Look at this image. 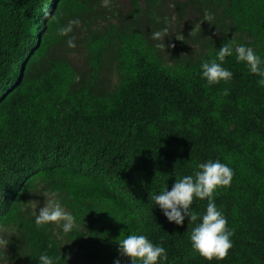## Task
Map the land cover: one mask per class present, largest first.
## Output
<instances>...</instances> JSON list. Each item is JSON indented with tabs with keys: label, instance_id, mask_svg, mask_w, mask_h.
<instances>
[{
	"label": "trees",
	"instance_id": "trees-1",
	"mask_svg": "<svg viewBox=\"0 0 264 264\" xmlns=\"http://www.w3.org/2000/svg\"><path fill=\"white\" fill-rule=\"evenodd\" d=\"M231 41L264 58V0H0V264H129L128 234L163 246L166 264H264V87L235 55L231 81L201 78ZM208 160L234 172L214 193L234 232L223 261L192 251L195 224L152 207ZM50 192L76 217L68 235L35 224Z\"/></svg>",
	"mask_w": 264,
	"mask_h": 264
},
{
	"label": "clouds",
	"instance_id": "clouds-1",
	"mask_svg": "<svg viewBox=\"0 0 264 264\" xmlns=\"http://www.w3.org/2000/svg\"><path fill=\"white\" fill-rule=\"evenodd\" d=\"M79 23L78 19L70 20L67 25L58 27L56 34L60 37H67L72 33L73 27L78 26ZM166 37V28L152 33L153 40L165 41ZM66 44L69 48L76 47L72 38L67 39ZM233 55L238 63H243L251 74L259 77L257 83L264 87V58L252 47L236 44L234 41L223 43L220 49L216 50L215 58L202 61L201 78L206 80L208 85L231 81L233 73L223 65L226 58L233 57ZM222 94L229 95L228 89H225ZM233 176L232 168L226 163L219 160H208L197 164L196 170L191 175L175 180L171 190L166 186L151 198L152 207L157 206L169 223L182 226L187 218L189 223L195 224L189 236L191 249L208 262L223 261L233 248L234 232L228 227L226 217L217 208L214 200V193L220 188L230 186ZM57 195L56 192L47 194L48 198L35 215V224L37 227L56 225L63 234L68 235L76 227V217L56 199ZM194 199L207 200L203 214L192 210ZM197 221L200 222L196 223ZM0 243L3 242L0 241ZM117 245L119 255L127 258L129 264H166L168 260L166 249L154 244L142 234H128L120 238ZM70 259V255L62 259L61 253L58 256L41 253L37 264H68ZM113 264H121L120 259H115Z\"/></svg>",
	"mask_w": 264,
	"mask_h": 264
},
{
	"label": "rangeland",
	"instance_id": "rangeland-1",
	"mask_svg": "<svg viewBox=\"0 0 264 264\" xmlns=\"http://www.w3.org/2000/svg\"><path fill=\"white\" fill-rule=\"evenodd\" d=\"M174 18H175V17H174ZM184 28H185V27H182L181 30L184 29ZM174 32H175L174 29H170V31H169L170 35L173 34Z\"/></svg>",
	"mask_w": 264,
	"mask_h": 264
}]
</instances>
